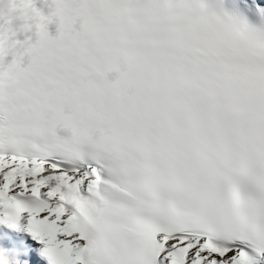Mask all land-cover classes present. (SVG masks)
<instances>
[{
	"label": "snow or ice",
	"instance_id": "snow-or-ice-1",
	"mask_svg": "<svg viewBox=\"0 0 264 264\" xmlns=\"http://www.w3.org/2000/svg\"><path fill=\"white\" fill-rule=\"evenodd\" d=\"M49 7L0 34V225L45 264H264V0Z\"/></svg>",
	"mask_w": 264,
	"mask_h": 264
},
{
	"label": "clouds",
	"instance_id": "clouds-1",
	"mask_svg": "<svg viewBox=\"0 0 264 264\" xmlns=\"http://www.w3.org/2000/svg\"><path fill=\"white\" fill-rule=\"evenodd\" d=\"M38 12L43 13L35 6L34 0H0V34L12 39L14 44L22 46L34 35L36 24L39 22ZM10 33H15L14 37ZM21 35L24 36L23 40L18 38ZM7 55L6 48L5 57ZM4 264H7V261Z\"/></svg>",
	"mask_w": 264,
	"mask_h": 264
},
{
	"label": "bare ground",
	"instance_id": "bare-ground-1",
	"mask_svg": "<svg viewBox=\"0 0 264 264\" xmlns=\"http://www.w3.org/2000/svg\"><path fill=\"white\" fill-rule=\"evenodd\" d=\"M31 240H32V238H31ZM33 241H34V240H33ZM34 242L36 243V241H34ZM36 245H38V244L36 243ZM37 249H38V248H37ZM36 252H37V251L35 250L34 257H35V259H38V258H36ZM38 261H39L40 264H45V262H44L43 260H40V258H39Z\"/></svg>",
	"mask_w": 264,
	"mask_h": 264
},
{
	"label": "rangeland",
	"instance_id": "rangeland-1",
	"mask_svg": "<svg viewBox=\"0 0 264 264\" xmlns=\"http://www.w3.org/2000/svg\"><path fill=\"white\" fill-rule=\"evenodd\" d=\"M7 264H9V263H7Z\"/></svg>",
	"mask_w": 264,
	"mask_h": 264
}]
</instances>
